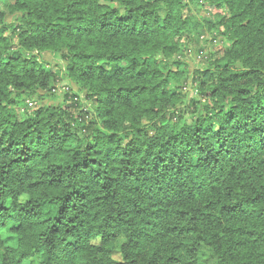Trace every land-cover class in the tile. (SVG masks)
<instances>
[{"label":"clouds","instance_id":"clouds-1","mask_svg":"<svg viewBox=\"0 0 264 264\" xmlns=\"http://www.w3.org/2000/svg\"><path fill=\"white\" fill-rule=\"evenodd\" d=\"M0 264H264V0H0Z\"/></svg>","mask_w":264,"mask_h":264}]
</instances>
